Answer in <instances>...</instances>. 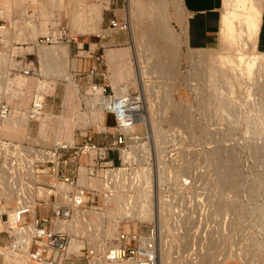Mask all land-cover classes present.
I'll return each mask as SVG.
<instances>
[{
  "label": "rangeland",
  "instance_id": "obj_1",
  "mask_svg": "<svg viewBox=\"0 0 264 264\" xmlns=\"http://www.w3.org/2000/svg\"><path fill=\"white\" fill-rule=\"evenodd\" d=\"M0 9L8 22L0 31V99H8L19 112H24L36 82H41L45 94L46 135L41 136L40 132L38 135L45 141L36 140L38 124L32 125L31 130L30 126L17 128L23 139L29 132L28 142L37 145H49L58 137L76 139L85 130L87 118L94 121L103 118L99 113L92 112L89 116L80 110L77 81L82 84L85 79L74 76L73 72L86 71L88 52H99L104 62L102 71L116 92L120 88L146 89L145 119L152 128L148 131L153 130L155 136L157 158L149 163L152 169L157 167L159 180L166 172L161 140L166 133L165 160L175 167L170 172L177 182L176 189L181 186L182 175H187L193 187L192 196L208 204L213 221H218L216 232L220 235L205 237L207 250L199 256V264H263L264 52L256 48L259 33L252 38L243 34V41L229 44L220 38L219 30L217 41L211 47L190 48L184 38L185 15L181 0H118L116 3L108 0H0ZM124 17L129 21L127 29L109 26L111 18ZM61 26L77 36L79 46L83 43L78 57L75 56L76 43L59 40L55 43L50 38L61 34ZM166 29L170 35H163ZM39 36H48L53 42L38 43ZM41 46L59 52L61 57L52 54L50 59L47 55L49 62ZM135 53L143 72L141 80L135 71L138 63ZM25 55L31 62V74L27 76L19 71L12 74L10 69L15 56ZM17 77L22 91L14 84ZM96 81L103 82V78L98 77ZM109 123L112 124V119ZM135 129L143 130L139 124L132 130ZM177 153L183 155L179 158ZM138 177L139 185L142 183L138 196L140 219H149L151 209L149 213L146 201L151 200L152 195L150 171L140 165ZM182 188L189 194L187 188ZM197 188L202 190L201 197L196 196ZM163 201L160 195L158 221L160 231L163 230L160 243L167 250V263L171 264L168 250L172 244L186 251L194 242L191 229L197 225L198 211L192 203L182 214L190 216L191 220L173 222L170 210L174 207L171 202L162 205ZM225 216L229 228L226 237L222 235L220 223ZM146 226L142 222L117 225L126 231H143ZM117 231L111 229L107 239L112 240ZM169 235H172L171 241L164 242ZM84 236L79 237L83 243L102 242L98 237L88 240ZM226 245L228 247L224 248ZM80 246L82 243L76 249ZM0 256L1 261L3 256ZM74 264L87 263L76 257Z\"/></svg>",
  "mask_w": 264,
  "mask_h": 264
},
{
  "label": "built area",
  "instance_id": "obj_2",
  "mask_svg": "<svg viewBox=\"0 0 264 264\" xmlns=\"http://www.w3.org/2000/svg\"><path fill=\"white\" fill-rule=\"evenodd\" d=\"M108 1L116 3L118 0ZM1 14L2 10V26L8 22ZM128 25L127 17L109 20L112 29L125 30ZM61 29L57 40L68 44L76 43L75 56L78 57L83 43L79 46L76 35L70 34L62 26ZM52 40L48 36L36 39L38 43H52ZM26 59V55L15 56L11 73L19 71L24 75L31 74V62ZM87 59L86 71L73 70L74 76L85 79L82 84L77 81L79 107L89 116L92 112H98L103 118L95 121L91 117L87 118L89 122L84 126L85 130L76 139H57L49 145H37L6 137L4 123L14 116L16 108L11 101L2 97L0 99V246L35 264H74L76 257L87 264H111L125 260H131L133 264H159L158 197L161 195L163 202H171L175 209L174 219L178 220L182 218V210L186 211L192 203H197V225L191 229L194 242L190 248L187 246L186 251L185 248L172 244L170 259L172 264H199V256L207 250L205 237L220 235L216 232L218 221H213L212 209L201 198L192 196L193 187L187 175H182L181 188L176 189L177 182L171 178L170 172L175 167L165 160V144L168 142L165 132L161 140L164 146L162 161L166 172L161 180L158 178L157 167H150L149 160L153 158L157 161V158L153 130L148 131L151 125H147L143 117L148 103L147 94L140 88L116 94L106 73L102 71V54L88 52ZM98 77L103 78V82H97ZM8 78L12 79L10 76ZM44 109L43 99L34 92L26 108V117L31 125L38 124L37 118L44 114ZM109 119H112V124ZM135 124H139L143 130H131ZM182 155L177 153L179 158ZM140 165L150 171V204L157 223L156 217L151 220L115 217L118 224L142 222L147 226L143 231L118 228L114 238L104 239L98 249L83 243L76 252L71 251L70 240L75 234L68 224L71 227V221L78 214L89 213L91 210L100 211L112 186L123 180L122 173L125 172L127 177L134 175ZM182 187H186L189 194ZM195 192L197 197H201L200 188L195 189ZM227 218L225 216L223 222H220L224 237L229 230L226 227ZM82 222L76 230L82 231ZM178 226L180 232L181 224ZM209 229L211 230L208 231ZM207 231L209 233L206 234ZM83 234L85 233L81 235ZM78 235V238L81 237ZM171 238L172 235L166 236L164 242L171 241ZM227 247L228 245L224 248ZM0 264L9 263L3 259ZM10 264H17L16 259Z\"/></svg>",
  "mask_w": 264,
  "mask_h": 264
},
{
  "label": "bare ground",
  "instance_id": "obj_3",
  "mask_svg": "<svg viewBox=\"0 0 264 264\" xmlns=\"http://www.w3.org/2000/svg\"><path fill=\"white\" fill-rule=\"evenodd\" d=\"M152 1H155V0H152ZM263 14H264V0H221V9H220V18H219L220 38L225 40V43L227 41V43H229V44H231V43L237 44V43H240V41L242 40L241 37L243 36V34L248 38L254 37L255 35H257L259 33L261 17ZM2 29H4V28H3V26L0 25V31H2ZM163 33H164L163 35H170V32L168 31V29L164 30ZM59 34H60V32H59ZM59 34L55 35L53 37H50V38L53 39V41L56 40L55 43H57V41H58L57 37L59 36ZM133 39H134V35H133ZM47 47L41 46V49L45 53L46 57H47V55H50V59H52V57H51L52 54H53V56L55 55V57H57L56 55H60L59 52L56 53L55 50L53 49L55 52L54 53V52H52V49H50L49 47L47 48ZM135 56H136V59L138 62L137 66L135 65L136 66L135 71H136V75L139 78L138 80H141L140 79L141 73H143V72L140 68L141 64L139 63V60L137 58L136 53L134 54V59H135ZM60 57H61V55H60ZM47 59H48V57H47ZM56 60H59V59H56ZM49 62H51V61L49 60ZM12 65H15V60L12 61ZM156 68H158V67H156ZM29 75H27V76H29ZM14 84L16 85V89H21V91H22L23 88L22 87L18 88V85H17L18 84V77L15 78ZM42 86L43 85L41 84V82L35 83L33 90L31 92L30 102L32 99V94L34 92H37L38 96L40 95L44 101L45 94L41 88ZM145 90L146 89L144 87V92H145ZM122 91H124V89L120 88V91H118V92L115 91V92H116V94L120 95L119 92H122ZM22 100H23L22 103L25 104L27 97L23 98ZM26 108H25L24 112L23 111L19 112V110L16 107V113L14 114V116L8 118L5 121L3 130H4V135L6 137L15 138V140L18 139L17 141L20 140V142L21 141H27L28 142V139L31 138V137L30 138L28 137L30 135V132H29V135L23 139V135L17 129L18 127H25L28 129L29 126H30V130L32 129V125L30 124L28 118L26 117ZM18 112H19V114H18ZM96 113L98 114V112H96ZM46 114L47 113L45 112V109H44V114L37 118L39 130L37 133L36 140L40 139V140L45 141V138H39L38 135H39V132H40L41 136L46 135L47 124L44 121V118L46 120V117H45ZM51 115H53V117L55 116V114H53V113H51ZM99 115L103 116L101 113H99ZM143 117L145 118V113H144ZM48 126H49V124H48ZM133 127L131 128V130L133 129ZM57 139H63V140L69 141V140H72L73 138L58 137V138H55L54 140H57ZM224 165H225V163H224ZM118 170H120V169H118ZM139 170H140V166L135 171L134 175H131L129 177L126 176L125 172L122 173L121 176L123 177V180L112 186V188L110 189L111 192L109 194H107V196L105 197V205L103 206V208L100 211L91 210V212H89V213L78 214L75 217V219H73L71 221L72 226L70 227V225L68 224V227L75 234V236L73 238H71V240H70V249L71 250L75 251V249L81 243L83 245V241L77 237L78 234L81 235L82 233H85L88 240H90L92 237H98L103 241L107 237H110L108 235V232L111 231V229H116V230L118 229L117 225H119V224L117 223V219L115 220V217L120 218V219L133 218V217L138 218V219L141 218V215L139 213L140 211H139V198H138V196H139V189H141V188H139V186L142 183H140V185H139V182L141 181L139 179L140 176L138 177V171ZM186 170H188V168ZM186 170L184 168V171H186ZM114 171H117V169H115ZM223 171H224V169H223ZM225 171H224V173H225ZM150 202H151V200L146 201L147 209H148L149 213H150V209H151V215L149 214V219L144 217L145 219L142 218L140 220H151L153 217H156V215H153V211H152ZM111 204H113V206H110ZM195 204H197V203H195ZM162 205L165 206L168 204L163 202ZM174 210L173 211L170 210V217H172L173 222L186 221L187 219L191 220V217L188 215H186V216L182 215V218L179 220L176 218L174 219V216H173ZM159 213H160V211L158 212V215H159ZM161 214H163V210H161ZM146 215H148V214H146ZM160 220H164V219H160ZM81 221H83L81 224L82 225L84 224V226L82 228V231L77 232L76 227L80 224ZM155 222L157 223V218H155ZM169 222H170V220H169ZM133 223H135V222H133ZM158 226H159V223H158ZM1 228H2V225L0 222V230H1ZM162 238H163V230L160 231V239L162 240ZM88 245L91 246L92 248H97V249L100 247V244H98V243H91V244L88 243ZM166 252H167V250L163 247V243H160L159 254H158L159 264H169L166 261V257H165ZM168 252H171V249H169ZM0 254H2L5 262H8L9 264L12 261H14V259H16L17 264H35L33 262H30L24 256L17 257V255L3 250V248L1 246H0ZM170 254L171 253H169V255ZM250 255H252V254H250ZM259 255H261V254H259ZM170 261H171V259H170ZM111 264H133V262L131 260H125V261H121V262H113ZM171 264H172V262H171ZM263 264H264V262H263Z\"/></svg>",
  "mask_w": 264,
  "mask_h": 264
},
{
  "label": "crops",
  "instance_id": "obj_4",
  "mask_svg": "<svg viewBox=\"0 0 264 264\" xmlns=\"http://www.w3.org/2000/svg\"><path fill=\"white\" fill-rule=\"evenodd\" d=\"M181 5L185 15L183 32L186 44L195 49L209 48L215 44L220 24L221 0H181ZM178 29L181 30L180 26ZM256 48L264 52V14L261 17Z\"/></svg>",
  "mask_w": 264,
  "mask_h": 264
}]
</instances>
